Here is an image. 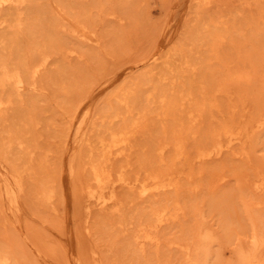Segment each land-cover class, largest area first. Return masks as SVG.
<instances>
[{
	"label": "rangeland",
	"instance_id": "1",
	"mask_svg": "<svg viewBox=\"0 0 264 264\" xmlns=\"http://www.w3.org/2000/svg\"><path fill=\"white\" fill-rule=\"evenodd\" d=\"M43 1L45 0H32L31 4L22 6V12H26L27 15L25 13L21 15L20 30L16 29V23H14L15 8H12V11L15 9L14 13H11L12 15L9 9V12L3 10L0 14L3 18L6 16V20L10 18L11 21H7L9 23L13 21L12 24L15 26L9 29L6 25L5 32L0 31L4 32L3 35L2 33L0 35L8 41H3V38L0 40V44L3 42L0 52L4 53V55L0 53V57H3L0 58V61L8 64L10 62L6 61L8 58L12 62L9 65L14 67L13 65L17 61L16 66L28 63L31 53L33 56L31 58H34L44 52H54L50 58L52 60L49 61L50 70L46 68L37 77L38 88L41 92L38 91L35 95L30 92L34 101L31 100L32 103L26 104L24 100L28 99L29 94L23 95L25 97L17 99L14 104L6 108L5 112L0 113V118L2 117L0 119V154L3 155L0 160H8L6 163L12 169H15L16 166L20 169L18 173L22 175L24 186L21 200L28 205L29 211L38 217L36 220H29L24 228H20L0 199V223L3 226L0 224V229H2L0 230V243L7 244L6 246L0 244V246L4 249L6 247L5 250L12 254L15 253L14 255L18 259L31 262L30 264H33L32 261L35 262L34 264H73V260L76 258H79L82 264H93L90 257L91 251L96 252L97 264H182L185 256L184 249L191 247L194 243L196 226L203 224L202 228H207L206 230H210L219 237L221 242L223 241L217 248L218 264H229L237 249L251 247L252 236L255 233L254 223L258 227L259 236L264 239V189H261L264 187V170L259 171L261 168L264 169V130L259 131L264 125V67L262 64H258L262 62V56L264 58V0H218L219 2L211 0L212 5L210 4L208 9L206 7L199 11L195 6L199 2L197 1L192 7L194 11L188 12V14L191 13L189 19H186L183 24L187 28L186 30L185 28L181 29L182 25L181 28L171 27L166 29L162 35L163 25L174 8L175 0H70L75 2L77 10H73L70 7L72 5L67 4L70 2L69 0H54L52 3ZM63 4L70 7L71 13L63 14L61 12L60 8ZM83 5H86L85 8ZM34 6H38L37 9L39 6L43 7L41 10L44 11L40 10L42 14L37 9L36 11ZM75 7L73 4V8ZM46 11L48 13H45ZM4 13L8 15H4ZM73 15L77 17V21L80 20L78 23L81 28L86 26L87 36L92 37L95 34V38L98 37L97 43L84 42L80 39L73 42L75 37L68 32V27L76 24ZM44 16L46 18L42 19ZM56 16L58 17L56 18ZM62 18L66 19L68 23L61 22L64 24H62L63 26L67 24V30L65 27L63 30L62 27L61 33V29H57L53 25ZM36 20L38 23L41 21L40 25ZM52 21L55 22L52 23ZM187 22L189 26L185 25ZM31 23L34 24L31 26ZM44 23L46 26L43 25ZM33 25L35 28L31 29ZM26 26L29 32L26 31ZM40 26L41 28H39ZM36 27L43 31L40 33ZM180 29L183 31L180 32ZM21 30L24 32L21 33ZM7 31L8 33L17 31L13 33L19 35L9 33L12 35L9 37V35H5L8 34ZM184 31L186 34H181ZM97 33L99 35H96ZM30 34L33 37H30ZM43 34L46 36L42 38ZM50 34L58 38L56 37V39ZM68 35H70L69 39H67ZM214 35L225 37V44L219 48V63L214 60L210 61L213 54L208 50L212 43L209 40ZM171 36L173 39L168 42ZM176 36L178 37L177 41L175 40ZM42 40L48 45L42 43ZM59 40L60 42H57ZM236 40L237 43H235ZM13 41L14 43H12ZM9 47H13V51ZM51 47H55V49L59 47L62 49V54H56V50ZM63 47L69 50L73 48L72 50L77 52L75 55L64 58L62 55L66 49ZM47 48L48 50H46ZM26 56L28 61H26ZM237 56H241L240 60L237 59ZM23 59H25L24 63H21ZM249 59L258 68L260 65L256 71V80L250 84L238 83L236 85L235 83L236 89H232L229 95L216 92V85L224 79L225 63L238 61L244 65V62ZM169 70L171 71L169 72ZM47 76H50L52 82L49 81V77L45 79ZM141 76L142 83L136 82ZM136 83H138L137 86ZM137 87L139 88L137 89ZM203 87L206 88L205 94L201 93ZM123 88L128 91L126 94L133 97L130 100L135 102L133 114L139 118L136 124L142 127H140V132L134 135L135 137L130 138L129 149L126 148L125 155L122 157L113 155L107 162L108 164L106 163L104 166V170L106 173L109 172L108 175L112 181H116L120 176L131 185L126 186L120 183L114 185L119 203L112 207L118 208L121 212L115 211L114 213L112 207L110 208L113 211L109 208L106 211H98L90 201H87L85 191L82 190V186L90 177L89 164L91 161L98 159L97 162L100 161L101 164L104 162V157L100 158L103 154L100 153V148L97 146V152L96 145L91 144L94 139L90 135L107 137V130H116L121 126L122 122H117V119L112 125L108 123L109 120L102 117L100 107L104 109L108 106V97L112 93L114 95L116 92L122 96H119L121 99L125 98L123 97ZM155 90L156 93H166L167 97H171L169 99L175 103H179L181 96L187 97L182 101L185 104L184 107L178 108V111L175 110L176 119L160 116L162 111H160L159 105L146 103L145 95L154 93ZM238 95L243 96V102ZM21 100H23V104ZM90 107H94L96 111V120L93 124L95 129L88 133L89 136L87 135V139H91H88L91 145L87 147L84 144L82 148L78 147V151L83 156L82 167L85 169L80 168L76 176L70 178L67 175V166L73 152L72 124L77 112ZM187 110L192 112V115L198 113L200 118H198L197 125H192L193 127L189 125L185 119L186 116H184L189 112ZM97 112L100 114L98 115ZM140 112L147 115L144 120L141 118ZM4 116L7 117V120ZM178 121L180 124L183 121L184 126L180 125ZM100 122H102V126H100ZM225 125L232 126L235 132L243 127L242 131L247 130L251 137L247 155L245 156L239 147L234 146L230 149L232 151L225 150L220 156L213 157L214 160L213 158L206 160L197 158L195 155L197 151L201 150L200 148L210 149L212 137L222 133ZM256 136H260V138L256 139ZM176 139L185 143V158L181 160L175 159L173 153V144ZM18 140L19 142L23 141L22 144H26L25 147L30 145L31 151L34 149L35 153L32 151V156L36 160L31 162L32 167L29 171L24 170L28 168V156L26 157L14 146ZM224 140L223 137V143ZM161 144L164 146V150L166 149L163 151L162 157L156 150V147L159 148ZM32 145H35L36 149ZM185 145L187 146L185 147ZM5 149H7L6 152H4ZM43 157L45 160L42 163L41 158ZM14 164L16 165L14 166ZM56 168L58 169L56 170ZM149 171L154 173L160 171L157 174L163 175L169 174L166 178L170 177L181 186L180 197L178 196L177 200L178 206L183 212L177 223L167 222L158 231L138 232L139 225L147 227L145 225L153 223L152 213L154 211L167 206L168 210H171L176 199L172 192L162 193V195L151 197V199L150 197L148 199L139 197L137 192L139 190L133 188L132 185L138 184L146 176L152 174ZM47 178L55 180L54 182L63 196L62 204L54 202L57 203L54 214L49 205L39 201L36 194L40 182ZM223 182H226L225 185H222ZM247 202L250 203L247 204ZM86 207L90 208L89 211L86 210ZM86 227L89 228L86 230ZM64 230L71 232V240L68 242L63 238ZM152 232L154 233L152 234ZM144 233H151L159 239V242L157 244L145 243L141 251L138 249L140 244L133 240L135 235Z\"/></svg>",
	"mask_w": 264,
	"mask_h": 264
},
{
	"label": "bare ground",
	"instance_id": "2",
	"mask_svg": "<svg viewBox=\"0 0 264 264\" xmlns=\"http://www.w3.org/2000/svg\"><path fill=\"white\" fill-rule=\"evenodd\" d=\"M39 1V0H38ZM45 1H48L49 3H52L54 0H45ZM43 1V2H45ZM66 1V0H65ZM68 1V0H67ZM70 1V0H69ZM76 1V0H74ZM96 1V0H94ZM99 1V0H98ZM107 1V0H106ZM110 1V0H109ZM197 5H195V2H197ZM218 1V0H217ZM241 1V0H240ZM244 1V0H243ZM36 2V1H35ZM57 2V1H56ZM60 2V1H59ZM63 2V1H61ZM72 1H70L69 3H71ZM83 2V1H82ZM81 2V3H82ZM118 2V1H117ZM124 2V1H123ZM122 2V3H123ZM214 2V1H213ZM219 2V1H218ZM217 2V3H218ZM32 3V0H0V14L1 12L4 10V11H8L11 10L12 11V8H15L14 10L16 11V14L15 15V21L14 23H16V29L17 30H20L21 29V15H23V13H25V15H27L26 12H22L21 8L22 6L24 5H27V4H31ZM39 3V2H38ZM41 3V2H40ZM67 3L68 5H72L70 6L73 10H75L77 7H75V2H72V4H69ZM106 3V2H105ZM104 3V5H105ZM108 3H111V2H108ZM114 3V2H113ZM36 4V3H35ZM47 4V3H45ZM44 4V5H45ZM62 4V3H61ZM66 4V5H67ZM73 4H74V7L73 8ZM97 4H100L97 2ZM210 4L212 5V1L211 0H175V5H174V8L172 9V11L169 13V18L167 19V22L163 25V28H162V31H161V35L165 32L166 29L168 28H171V27H180L182 25V28L181 29H184V23L186 21V19H189V13L191 10L194 11L192 9V7L197 6V10L199 11L200 9H205L207 7V9L210 7ZM34 5V4H32ZM37 5V4H36ZM40 5V4H39ZM103 5V6H104ZM209 5V6H208ZM30 6V5H29ZM50 6V5H49ZM84 8L86 5H83ZM99 6V5H97ZM116 6H117V3H116ZM125 6V5H124ZM38 7V6H37ZM36 6H34V9L36 10L37 9ZM70 7L69 6H65L64 4L62 5V7L60 8V10H62L61 12H63V14H67L68 12H70ZM78 7L80 8V5H78ZM82 7V5H81ZM100 7V6H99ZM98 7V8H99ZM108 7V6H107ZM249 7V6H248ZM25 8V7H24ZM43 8V7H41ZM40 6H39V9H37L38 11L41 10ZM58 10H59V7H57ZM97 8V9H98ZM116 8V7H115ZM196 8V7H195ZM194 8V9H195ZM7 9V10H5ZM9 9V10H8ZM26 9V8H25ZM23 9V10H25ZM33 9V10H34ZM45 9V8H44ZM81 9V8H80ZM88 9V8H87ZM103 9V7H102ZM14 10L11 12L10 11V14L14 13ZM32 10V9H31ZM36 10V11H37ZM43 10V9H42ZM41 10V11H42ZM47 10V9H46ZM77 10V9H76ZM35 11V12H36ZM40 11V12H41ZM44 11V10H43ZM113 11V10H112ZM30 12V11H29ZM34 12V14H36ZM105 12V11H104ZM39 13V12H38ZM37 13V14H38ZM45 13H48L47 11ZM52 13V12H51ZM54 13V12H53ZM71 13V12H70ZM76 13V12H75ZM74 13V14H75ZM79 13V12H77ZM99 13V12H98ZM109 13V12H108ZM112 13V12H111ZM7 14V13H4V15ZM11 14V15H12ZM29 14V13H28ZM33 14V16H35ZM42 14V12L40 13ZM69 14V13H68ZM81 14V13H80ZM201 14V13H200ZM8 15V14H7ZM84 15V14H82ZM104 15V13H103ZM37 16V15H36ZM41 16V15H40ZM39 16V18H41ZM43 16V15H42ZM70 16V15H69ZM74 16V15H73ZM112 16V15H110ZM108 16V17H110ZM188 16V17H187ZM25 17V16H24ZM53 17V16H52ZM58 16H56L57 18ZM66 17V15H65ZM90 17V16H89ZM115 17V16H114ZM6 18V16H5ZM5 18H3L2 15H0V31H4L6 25L7 27L10 29V28H13L15 27L14 24H12V22H8L10 20L7 21ZM14 18V17H13ZM11 18V19H13ZM33 18V17H31ZM46 18L45 16L42 18L44 19ZM75 18V21L74 23H76L75 25H70L68 28V32L70 34H72L75 38V40L73 42H76V40H83L84 42L85 41H88V42H91V43H97L98 42V37L97 39L95 38V34L90 37V36H87V33H86V26H83V28H81L80 24L78 23V20L77 21V17H73ZM118 18V17H117ZM35 19V18H34ZM47 19H48V16H47ZM68 19V17H67ZM83 19V18H82ZM85 19V17H84ZM51 20V19H50ZM58 20V19H57ZM60 20V19H59ZM59 20L57 22H55L56 24H54L53 26H55V28L57 27L58 28H62L63 27V30H64V27L66 28L67 30V27L65 24V26H63L61 24V22H67L66 19L62 18L59 22ZM87 20V18H86ZM85 20V21H86ZM91 22H92V19H90ZM121 20V19H120ZM11 21V20H10ZM31 21V20H30ZM83 21V20H81ZM88 21V20H87ZM31 22H34V21H31ZM37 22V20H36ZM41 22V21H40ZM39 22V23H40ZM44 22V21H43ZM51 22V21H50ZM52 21V23H54ZM90 22V24H92ZM8 23V24H7ZM38 22L37 24L40 25ZM49 23V21H48ZM68 23V22H67ZM84 23V21H83ZM28 24V23H27ZM30 24V23H29ZM32 24L34 23H31V26ZM46 23H44L43 25H45ZM85 24V23H84ZM262 24V23H260ZM42 25V27H44ZM185 25H188V22L187 24ZM248 25V24H247ZM13 26V27H12ZM28 26V25H27ZM27 26H26V29H27ZM36 26V25H35ZM90 26V25H89ZM189 26V25H188ZM38 27V26H37ZM36 27V30L41 28V26L39 28ZM92 27V26H91ZM246 27V26H245ZM25 28V26H24ZM29 28V27H28ZM34 25H33V28L31 27V29H34ZM49 28V27H48ZM47 28V29H48ZM22 29H23V26H22ZM92 29V28H91ZM179 30L180 32L183 31V30ZM187 28H185L186 30ZM30 30V29H29ZM41 29H39L40 31ZM44 30H45V27H44ZM53 30V29H52ZM88 30V29H87ZM189 30V29H188ZM262 30V28H261ZM11 31V30H10ZM22 31V30H21ZM28 31V29L26 30ZM33 31V30H31ZM43 31V30H42ZM40 31V33L42 32ZM62 31V29L60 30V32ZM93 31V30H92ZM5 32V31H4ZM3 32V33H4ZM15 31H12V32H9V33H13ZM17 32V31H16ZM15 32V33H16ZM24 31H22L21 33H23ZM29 32V31H28ZM50 32V30H49ZM54 32V31H53ZM52 32V33H53ZM238 32V31H237ZM2 32H0L1 34ZM2 33V35H3ZM8 33V31H7ZM5 34V35H10V34ZM13 33V35H17ZM20 33V32H19ZM27 33V32H26ZM36 33V32H35ZM59 33V31H58ZM57 33V35L59 36V34ZM62 33V32H61ZM173 33V32H172ZM225 33V32H224ZM255 33V32H254ZM37 34H39V32H37ZM36 34V35H37ZM55 34V33H54ZM64 34V32H63ZM181 34H186V32L184 31V33H181ZM187 34H189L187 32ZM217 34V33H216ZM221 34V33H219ZM264 34V33H263ZM19 35V34H18ZM23 35V34H22ZM29 35V33H28ZM31 35V34H30ZM52 35L53 37H55V35L53 34H50ZM92 35V34H91ZM96 35H99L98 33ZM225 35V34H224ZM227 35V34H226ZM242 36V34H240ZM244 35V34H243ZM25 36V35H24ZM35 36V35H34ZM44 36H46L45 34H43L41 37L43 38ZM64 36V35H62ZM69 37L67 39L70 38V35H68ZM179 36V35H178ZM184 36V35H183ZM188 36V35H187ZM186 36V37H187ZM245 36V35H244ZM8 38V36H6ZM30 37H33L32 35ZM29 37V38H30ZM39 37V36H38ZM57 37V36H56ZM55 37V38H56ZM61 37V36H60ZM66 37V36H65ZM177 37V36H176ZM185 37V36H184ZM237 37V36H236ZM3 37L0 35V40L2 39ZM28 38V37H26ZM58 38V37H57ZM56 38V39H57ZM62 38V37H61ZM227 38V37H226ZM242 38V37H241ZM240 38V39H241ZM5 38H3L2 40L3 41H7L6 39L4 40ZM10 39V38H9ZM50 39V38H49ZM173 39V36H171V38L168 40L171 41ZM181 39V38H180ZM228 39V38H227ZM244 39V38H243ZM248 39V38H246ZM12 40V39H11ZM10 40V41H11ZM45 40V39H44ZM176 41L178 40V37L175 39ZM43 41V40H42ZM47 41V39H46ZM82 41V43H83ZM174 41V40H173ZM209 41H212V43L209 45V52L213 54L212 58L210 59L211 60H214V61H218L217 63L220 62V58H219V48L222 46V44H225V37L223 35H214L211 37V39ZM208 41V42H209ZM234 41H235V38H234ZM247 41V40H246ZM8 42V41H7ZM50 42V41H49ZM57 42H60L57 41ZM66 42V41H65ZM79 42V41H77ZM240 42V41H239ZM248 42V41H247ZM11 43V42H9ZM8 43V44H9ZM14 43V41L12 42ZM42 43H45L44 41ZM56 43V42H55ZM81 43V44H82ZM179 43V41H178ZM237 43V40L236 42ZM245 43V42H244ZM243 43V44H244ZM3 44V42L1 43ZM0 44V46H1ZM5 44V43H4ZM7 44V45H8ZM16 44V43H15ZM14 44V45H15ZM46 44V43H45ZM88 44V43H87ZM90 44V43H89ZM172 44V43H171ZM6 45V44H5ZM13 45V44H12ZM44 45V44H43ZM48 45V44H46ZM57 45V43H56ZM62 45V44H61ZM93 45V44H91ZM175 45V44H173ZM235 45V44H234ZM241 45V43H240ZM239 45V46H240ZM246 45V44H245ZM244 45V46H245ZM10 46V45H9ZM34 46V45H33ZM64 46V45H62ZM238 46V45H237ZM8 47V46H7ZM15 47V46H13ZM13 47H9L12 51H13ZM41 47V46H40ZM60 47V46H59ZM59 47H57V49H55V47H51V48H54L56 50V54L58 53H61L62 52V49H60ZM234 47V46H233ZM243 47V46H242ZM33 48V47H32ZM30 48V49H32ZM35 48V46H34ZM38 48V47H37ZM46 48V47H44ZM50 48V47H49ZM64 48V47H63ZM177 48H179L177 46ZM238 48V47H237ZM246 48V47H245ZM2 49V48H0ZM3 49H6V48H3ZM36 49V48H35ZM66 49V48H64ZM63 49V50H64ZM73 49V48H72ZM72 49H66L62 55L64 58L65 57H68V56H71V55H75L76 54V50H72ZM181 49V48H179ZM242 49V48H240ZM251 49V48H250ZM29 50V49H27ZM39 51V48L37 49ZM41 50V49H40ZM48 50V48L46 49ZM50 50V49H49ZM53 50V49H52ZM54 50V51H55ZM183 50V49H181ZM2 51V50H0ZM5 51V50H4ZM32 52V50H29ZM231 51V50H230ZM7 52V51H6ZM9 52V51H8ZM15 52V51H14ZM13 52V53H14ZM29 52V53H31ZM41 52V51H40ZM43 52V51H42ZM1 55L4 53L0 52ZM35 53V52H34ZM233 53V52H232ZM12 54V53H10ZM16 54V52H15ZM38 54V53H37ZM54 54V52H48V53H41L40 55L38 54V56L36 55V57L34 58H31L33 57L32 56V53H31V56H30V59H29V62L28 63H25L23 65H18L16 66L13 65L14 67H11L9 65L12 64L11 60H7L6 61H10L8 64L3 62V61H0V113L1 112H5L6 111V108H8V106L14 104L16 102L17 99H21L22 97H25L23 95H30V92H33L34 95L35 93H38V91H40V89L38 88V82H37V77H39L38 75L44 71L46 68L49 69V61L50 58H52L51 56ZM62 54V53H61ZM0 55V56H1ZM27 55V53H26ZM232 55V54H231ZM10 56V55H8ZM12 56V55H11ZM14 56V55H13ZM56 56V55H55ZM59 56V55H58ZM57 56V57H58ZM19 57V56H18ZM77 57V56H76ZM75 57V58H76ZM1 58V57H0ZM3 58V57H2ZM1 58V59H2ZM14 58V57H13ZM27 58V56H26ZM72 58V57H71ZM241 56L238 57L237 56V59L240 60ZM6 59V58H5ZM229 59V58H228ZM254 59V58H253ZM14 60V59H13ZM25 59L22 60L21 63H24ZM222 60V59H221ZM244 60V59H243ZM28 61V58L27 60ZM25 61V62H26ZM55 61V60H54ZM154 61H157L156 59H154ZM260 62V60H259ZM153 63V62H152ZM185 63H187L185 61ZM156 64V63H155ZM258 64H262V66L264 67V58L262 56V62L258 63ZM224 70L226 69L225 71V74H224V79L221 80L216 86V92H218L219 94L222 93V94H225V95H229L231 94V90L233 89H236V86H235V83L236 85H238V83H246V84H250L252 81L256 80V76H257V69L260 68V65H259V68L258 66L254 65L253 62L249 59L247 61L244 62V65H241L240 63H238V61L234 62V63H225V66H224ZM185 68H188V67H185ZM50 70V69H49ZM48 70V72H49ZM171 70H169L170 72ZM47 72V73H48ZM46 74V73H45ZM135 74V73H134ZM138 75V74H137ZM46 76V75H45ZM51 76V75H50ZM50 76H47L45 77V79H47L49 77V81L52 82L50 80ZM260 76V75H259ZM135 77V76H134ZM53 78V76H52ZM141 77H138V80L135 81L136 82H141L140 80ZM41 79V78H39ZM55 79V78H54ZM133 79V78H132ZM144 80V79H143ZM40 81V80H39ZM45 82H48V81H45ZM142 83V82H141ZM55 84H58V83H55ZM138 83H136L135 85L137 86ZM43 85V84H42ZM46 85V84H45ZM59 85V84H58ZM57 86V85H55ZM139 86V85H138ZM142 86V85H141ZM240 86V84H239ZM58 87V86H57ZM56 87V88H57ZM44 88V86H43ZM46 88V87H45ZM59 88V87H58ZM61 88V87H60ZM135 88V87H133ZM139 87H137L138 89ZM204 88V87H203ZM239 88V87H238ZM63 89V88H62ZM121 89V88H120ZM119 89V90H120ZM136 89V88H135ZM205 89L204 88L201 93L202 94H205ZM50 90V89H49ZM55 90V89H54ZM118 90V91H119ZM123 99H121L119 96L121 95H118L116 94V92L111 94L110 97H108V106L107 104L105 106L104 109H101L100 107V113H102V117H105L109 120L106 121L108 123H110L111 125L115 122V120L117 119V122H122L121 123V126L119 128H117L116 130H110V131H106L107 132V137H102V136H96L94 137V135H90V136H93V141L91 142V144H95L96 145V148L97 146L100 148V153H103L101 157H104V162L101 164V162H97V160H94V161H91V164L90 165V174H89V179L85 182V184L82 186V190L85 191V195H86V198H87V201H90L95 208L98 209V211H106V209H111L110 207H112L113 205H115L116 203H119L117 202V196H116V193H115V187L114 185L116 183H120L121 185H131L130 183L126 182V180L123 178V177H118L116 181H112V179H110V175L109 172L106 173V171L104 170V166L106 165V163L108 161L111 160V157L113 155H117V156H120L122 157L123 155H125V151H126V148L129 147V143H130V138L132 136H134L135 134H137L138 132H140L139 130L141 129L140 127L142 126H138V124H136L137 120L139 119L138 117H136V114H133V111L135 110L134 108V103L132 101H130L131 99H133V97L131 98V95L129 96V94H126V92L128 91H125L126 89L123 88ZM240 90V88H239ZM122 91V90H121ZM243 91V89H242ZM41 92V91H40ZM157 91L155 90L154 93L152 92L151 94H147L145 95V101L148 105H159V108L161 109L160 111H162V114L160 116H165V117H168V118H175V113L176 112L175 110H179L178 108H182L184 107V99L187 98L185 97L184 95L183 96H179L180 99H179V103H175L173 102L172 99H169L171 97H167L166 93H156ZM207 92V91H206ZM130 93V92H129ZM242 93V92H241ZM240 93V94H241ZM28 95V99L26 98L25 103H30L31 100L34 101V97L32 98L31 95L29 96ZM65 95V94H64ZM104 95V94H103ZM108 95V94H107ZM38 96V95H37ZM45 96V95H44ZM206 96V95H205ZM223 96V95H221ZM239 96V95H238ZM30 97V98H29ZM122 97V96H121ZM241 97L240 100H242V102L244 101L243 100V96H239ZM175 98V97H174ZM37 100V99H36ZM35 100V101H36ZM99 100H100V97H99ZM104 100V99H103ZM181 100V102H180ZM190 100V99H189ZM193 100V99H192ZM38 101H40L38 99ZM37 101V102H38ZM98 101V100H97ZM103 102V101H102ZM105 102V101H104ZM103 102V103H104ZM21 103L23 104V100H21ZM32 103V102H31ZM97 103V102H96ZM102 103V104H103ZM99 104V103H98ZM19 105V104H18ZM32 105V104H30ZM97 106V104H96ZM95 106V107H96ZM100 106V105H99ZM102 106V105H101ZM28 107V106H27ZM98 107V106H97ZM19 108V107H18ZM23 108V107H22ZM94 107H90V108H84V110H82L81 112H77V115L75 116L74 118V122L72 124L73 126V134L71 133V135H73V152L69 158V161H68V166H67V175L72 178L73 176H76V174L79 172L80 168H83L85 169L83 166V163H82V159H83V156L80 154V152L78 151V147H81L82 148V145H86L87 147H90L91 144H89V141L91 140L90 139L88 141L87 139V135L89 136V132L92 130V129H95L93 126L94 124V120L95 119V116H96V111H95V108L93 109ZM99 108V107H98ZM149 108V107H148ZM196 108V107H195ZM27 109V108H26ZM80 109V108H79ZM185 109V108H184ZM194 109V107H193ZM196 109H199V108H196ZM121 113H120V111ZM191 110V109H190ZM201 110V109H200ZM12 111V110H11ZM20 111V110H19ZM80 111V110H78ZM186 111V110H184ZM189 111V110H187ZM193 111V110H191ZM99 112V111H98ZM97 112V114H98ZM20 113V112H19ZM22 113V112H21ZM28 113V112H27ZM74 114H76L75 112H73ZM72 113V114H73ZM99 113V114H100ZM202 113V112H201ZM98 114V115H99ZM138 114V113H137ZM141 118L144 120L147 115L145 113H141ZM184 114V113H183ZM193 113L192 112H187L186 114H184L185 119H187V121L189 122V125L190 126H194V125H197V121L199 120L198 118H200V116H198L196 113L194 115H192ZM6 115V114H4ZM26 115V114H25ZM159 115V114H157ZM200 115V114H199ZM1 116V115H0ZM218 116V115H217ZM6 117V116H4ZM101 117V116H99ZM163 117V118H165ZM202 117V116H201ZM73 118V117H72ZM140 118V119H141ZM180 118V117H179ZM2 119V117L0 118ZM35 119V118H34ZM38 119V118H37ZM98 119V118H97ZM102 119V118H101ZM149 119V118H148ZM176 119V118H175ZM174 119V120H175ZM7 120V117L6 119ZM25 120V119H24ZM32 120V119H31ZM100 120V119H98ZM128 120V121H127ZM168 120V119H167ZM182 120V119H181ZM20 121V120H19ZM104 121V120H103ZM147 121V120H145ZM2 122V120H1ZM97 121H95L96 123ZM102 122H100V126ZM179 123V121H178ZM97 124V123H96ZM95 124V125H96ZM99 124V123H98ZM106 124V123H105ZM180 124V123H179ZM183 121L181 122L180 125H183ZM224 125V124H223ZM35 126V125H34ZM98 126V125H97ZM99 126V127H100ZM184 126V125H183ZM192 126V127H193ZM221 126V125H220ZM4 127V126H3ZM30 127V126H29ZM33 127V126H32ZM147 127V126H146ZM145 127V128H146ZM177 127V126H176ZM179 127V126H178ZM98 128V127H97ZM244 128V127H243ZM242 128V129H243ZM195 129V128H193ZM239 130L238 132H235L233 131V127L230 126V125H225L222 129V133H218L217 135L213 136L212 137V142H211V148L210 149H206V150H203L202 148H200L201 150H198L197 151V158H199L200 160H206V159H211L213 157H217V156H220L225 150H230L231 148H233L234 146H237L239 147L243 152V154L246 156L247 155V148H248V145L250 143V139L251 137L248 135L249 133L247 132V130H244L242 131ZM246 129V128H245ZM264 130V125H263V128L262 130H259V131H263ZM72 132V131H70ZM96 132V131H95ZM183 132V131H182ZM165 133V131H164ZM261 133V132H259ZM98 134V133H97ZM139 134H142V133H139ZM34 135V134H33ZM193 135V134H192ZM253 135V134H252ZM259 135V134H258ZM257 135V136H258ZM22 136V135H21ZM256 136V139H259V137ZM264 136V135H263ZM135 137V136H134ZM225 138V142L223 143L222 141V138ZM263 138V137H261ZM24 140V139H23ZM252 140H254L252 138ZM259 141V140H258ZM23 142V141H22ZM22 142H18L16 144H14L15 147H17L19 149L20 152H22L23 154L26 155V157L28 156V168H25L24 170L25 171H29L31 170V162L33 160H36L34 159V156L32 151L34 149H32V151L30 150V145L29 147H25V145L22 144ZM33 142V140H32ZM132 142V141H131ZM35 143V142H34ZM33 143V144H34ZM160 143V142H159ZM158 143V145H159ZM29 144V143H28ZM36 144V143H35ZM171 144V143H170ZM185 144V143H184ZM184 144L182 142V140L180 139H176L175 140V143L173 144V153H174V157L175 159H183L185 158V152H184ZM256 144V143H255ZM93 145V146H95ZM254 145V144H253ZM10 146H12L10 144ZM33 146V145H32ZM35 146V145H34ZM33 146V147H34ZM133 146V144H132ZM187 145H185L186 147ZM14 147V148H15ZM167 147V146H166ZM236 147V148H237ZM254 147V146H253ZM8 148V147H7ZM156 147V150L158 151V153L160 154V156L162 157L164 154H163V151L164 150V146L161 144L159 146ZM169 148V147H168ZM199 148V147H198ZM1 149V148H0ZM11 149L13 150V148L11 147ZM35 149H36V146H35ZM129 149V148H128ZM197 149V148H196ZM252 149V148H251ZM3 150V149H2ZM92 150H95V149H92ZM131 150V149H130ZM172 150V149H171ZM234 150V149H233ZM249 150V149H248ZM7 149L4 150V152H6ZM11 151V150H10ZM14 151V150H13ZM67 151V150H66ZM81 151V149H80ZM91 152V150H89ZM98 152V148L96 150ZM129 151V150H128ZM127 151V152H128ZM232 151V150H230ZM8 152H9V149H8ZM34 152V151H33ZM229 152V151H228ZM251 152V151H250ZM35 153V152H34ZM92 153V152H91ZM99 153V154H100ZM193 153V152H192ZM3 154V153H2ZM6 154V153H5ZM50 154V153H49ZM163 154V155H162ZM233 154V153H232ZM237 154V153H236ZM24 155V156H25ZM43 155V154H42ZM130 155V154H128ZM3 158V155L0 154V158ZM92 156V154H91ZM90 156V157H91ZM127 156V155H126ZM187 156V155H186ZM47 157V156H46ZM241 157V156H240ZM88 158V157H87ZM219 158V157H218ZM252 158V157H251ZM5 159V158H4ZM161 159V158H160ZM215 158H213L214 160ZM45 160V157L41 158V161L43 163V161ZM100 160V159H99ZM103 160V159H102ZM186 160V159H185ZM8 161V160H6ZM5 160L2 159V161L0 160V199L2 200V202L6 205L8 211H9V214L11 216H13L16 224L18 225V227L20 226V228H24L25 227V224L26 222H28L29 220H36V217L35 215H33L29 209H28V205H26L22 200H21V194L23 193V183H22V175H19L18 173V168L15 167V169H12V167H10L7 163H6ZM166 162V161H165ZM183 163V162H182ZM196 163V162H195ZM33 164V163H32ZM86 164V163H85ZM108 164V163H107ZM13 165V164H12ZM16 164H14L15 166ZM31 165V166H30ZM87 165H88V162H87ZM167 165V164H166ZM262 165V164H261ZM13 166V167H14ZM30 166V167H29ZM40 166V165H39ZM177 166V165H176ZM178 166H179V163H178ZM19 167V165H18ZM87 167V166H86ZM261 167V166H260ZM259 167V168H260ZM35 168V167H34ZM42 168V167H41ZM264 168V167H263ZM36 169V168H35ZM58 168H56L57 170ZM88 169V167H87ZM108 169V168H107ZM193 169V168H192ZM222 169V168H221ZM258 169V167H257ZM23 170V171H24ZM33 170V169H32ZM154 170V169H152ZM261 170V172L264 170V169H259V171ZM150 172V171H149ZM157 172V171H156ZM160 171H158L157 173H159ZM219 172V171H218ZM21 173V171H20ZM53 173V172H52ZM56 173V172H55ZM54 173V174H55ZM152 174L146 176V178L139 182L138 184H133L132 187L133 188H136L138 189L139 191L138 192V195L140 198H149L151 199V197H154V196H157V195H162V193H166V192H172L173 194H175V201L173 202L172 204V208L171 210H168L169 208L167 207H161L159 209H157L156 211H154L152 213V224H149V225H145L147 227H142V224L139 225V229H138V232H143L145 230H147L148 232L151 231V230H156L158 231V229H162V226L166 225L167 222H170V223H177V221L180 219V216L182 215V209L180 206H178V200H177V197L179 196L180 194V187L178 183L174 182L170 177L169 178H166L167 176H169V174H166V175H163V174H157V173H154L153 171L150 172ZM57 174V173H56ZM172 174V173H171ZM175 174V173H174ZM181 174V173H180ZM262 174V173H261ZM83 175V174H82ZM57 176V175H56ZM59 176V175H58ZM115 176V175H114ZM182 176V175H181ZM226 176V175H225ZM38 177V176H37ZM78 177V176H77ZM180 177V176H179ZM54 178V177H53ZM57 178V177H56ZM74 178V177H73ZM115 179V178H113ZM226 179V178H225ZM215 180V179H214ZM26 181V180H25ZM55 181V180H54ZM53 181V179L51 180V178H47V180H44L42 182H40V186L39 188L37 189L38 192L36 193L38 195V199L41 203L45 204V205H49L50 206V209L52 210V213L54 214L56 212V206H57V203L59 202L60 204H62V199H63V196H62V193L60 192V189L57 188V185L55 184V182ZM195 182V181H194ZM239 182V181H238ZM237 182V183H238ZM226 182H223L222 185H225ZM207 184V183H206ZM217 185V184H216ZM240 185V184H239ZM186 186V185H185ZM197 186V185H196ZM219 186V184H218ZM27 187V186H26ZM70 187V186H69ZM72 187V186H71ZM123 187V186H122ZM217 187V186H216ZM222 187V186H221ZM219 188V187H218ZM217 188V189H218ZM261 188V187H260ZM193 189V188H192ZM197 189V188H195ZM216 189V190H217ZM220 189V188H219ZM261 189H264V187H262ZM71 190V189H70ZM199 190V189H198ZM26 191V190H25ZM118 192V191H117ZM136 192V193H137ZM71 193V192H70ZM196 193V192H195ZM215 193V192H214ZM183 194V193H182ZM264 194V193H263ZM24 196V195H23ZM138 197V198H139ZM158 197V196H157ZM169 197V196H168ZM180 197V196H179ZM156 198V197H155ZM142 199V200H143ZM25 201V200H24ZM147 201V200H146ZM1 202V203H2ZM54 202H57V203H54ZM250 203V202H247V204ZM55 204V205H54ZM37 205V204H36ZM48 206V207H49ZM121 206V205H120ZM244 206H245V203H244ZM264 207V206H263ZM113 208V207H112ZM89 207H86V210L89 211ZM114 209V208H113ZM184 209V208H183ZM111 211H113L111 209ZM115 211H120L118 208L114 209V213ZM186 211V209H185ZM184 211V212H185ZM34 212V211H33ZM39 212V211H38ZM108 212V211H107ZM110 212V211H109ZM121 212V211H120ZM119 212V213H120ZM36 213V212H35ZM47 213V212H46ZM184 214V213H183ZM250 214V213H249ZM113 215V214H112ZM116 215V214H115ZM185 215V214H184ZM114 216V215H113ZM12 218V217H11ZM251 218V217H250ZM42 219V218H41ZM39 221V220H37ZM32 222V221H31ZM86 222V221H85ZM3 223V221H2ZM169 223V224H170ZM1 224V223H0ZM146 224V223H145ZM201 226L203 224H200ZM2 226V224H1ZM172 226V225H171ZM201 226H199V224L196 226L197 228L195 229V232H194V235H195V239H194V243L191 247H187L184 249V253H185V256H184V262L182 264H218V261H219V254H218V251H217V248L222 244L221 240H219L214 233H212L210 230H206L204 228H202ZM254 226V230H255V233L254 235L252 236V243H251V247L249 248H239L235 251L234 254V258L233 260L229 263V264H264V239L261 238L259 236V233H258V227L257 225L254 223L253 224ZM3 227V226H2ZM167 227V226H166ZM87 228L89 227H86V230ZM19 229V228H18ZM2 230V229H0ZM21 230V229H20ZM253 230V231H254ZM4 231V230H3ZM1 232V231H0ZM25 232V230H24ZM137 232V234H138ZM75 233V232H74ZM154 232H152L153 234ZM156 233V232H155ZM63 234H64V240L65 241H69L71 240V232L70 231H67V230H64L63 231ZM133 235V234H132ZM157 236V235H156ZM59 237V236H58ZM131 239V238H130ZM141 241H140V240ZM133 240V239H132ZM140 243H139V241ZM135 243L138 242L139 245V248L141 251L143 250V246L145 243H150V244H157L159 242V239L157 237H154L153 235H151V233H144V234H141V235H135L134 237V240H133ZM2 242V241H1ZM4 242V241H3ZM75 242V241H74ZM191 243V242H190ZM1 244V243H0ZM5 245V242L2 243ZM1 244V246H2ZM7 245V244H6ZM5 245V246H6ZM61 245V244H60ZM149 245V244H148ZM0 246V264H30L28 262H26L25 260H22L21 258H17L14 254H12L11 252L9 251H6V247L5 249L3 247ZM134 246H136L134 244ZM160 247V245H158ZM63 247V246H62ZM138 247V246H136ZM141 247V248H140ZM76 248V247H75ZM135 248V247H134ZM221 248V247H220ZM64 249V247H63ZM137 249V248H136ZM156 249V248H155ZM181 249V248H180ZM78 251V250H77ZM156 251V250H155ZM79 252V251H78ZM142 253V252H141ZM96 252L95 251H91L90 252V257H91V260H92V263L93 264H97L96 262ZM98 260V259H97ZM100 262V260H99ZM32 263L34 264L35 262L32 261ZM68 263V262H67ZM60 264V263H59ZM65 264V263H64ZM73 264H82L80 259L79 258H76L73 260Z\"/></svg>",
	"mask_w": 264,
	"mask_h": 264
}]
</instances>
